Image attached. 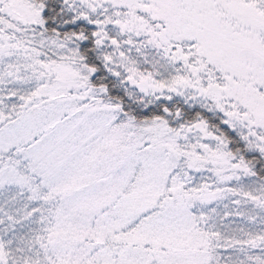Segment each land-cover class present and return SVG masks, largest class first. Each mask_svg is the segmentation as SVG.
<instances>
[{
  "label": "snow or ice",
  "instance_id": "1",
  "mask_svg": "<svg viewBox=\"0 0 264 264\" xmlns=\"http://www.w3.org/2000/svg\"><path fill=\"white\" fill-rule=\"evenodd\" d=\"M0 264H264V0H0Z\"/></svg>",
  "mask_w": 264,
  "mask_h": 264
}]
</instances>
